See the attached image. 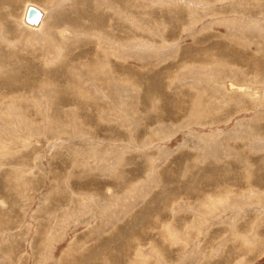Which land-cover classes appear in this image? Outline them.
I'll list each match as a JSON object with an SVG mask.
<instances>
[{"label": "rangeland", "instance_id": "374dc122", "mask_svg": "<svg viewBox=\"0 0 264 264\" xmlns=\"http://www.w3.org/2000/svg\"><path fill=\"white\" fill-rule=\"evenodd\" d=\"M0 264H264V0H0Z\"/></svg>", "mask_w": 264, "mask_h": 264}, {"label": "bare ground", "instance_id": "6f19581e", "mask_svg": "<svg viewBox=\"0 0 264 264\" xmlns=\"http://www.w3.org/2000/svg\"><path fill=\"white\" fill-rule=\"evenodd\" d=\"M30 7H34V8H36L39 12H40V14H41V19L38 21V22H35V23H32V22H29L28 20H27V13H28V10H29V8ZM25 13H24V16H23V19H24V22L26 23V24H28V25H31V26H33L36 30H40L41 28H42V26H43V23H44V18H45V16H46V11L44 10V9H42L40 6H38V5H34V4H28V5H26V7H25V11H24ZM24 23V24H25ZM33 29V28H32ZM66 32V31H65ZM68 33V32H67ZM66 33V34H67ZM68 35V34H67ZM24 82V81H23ZM243 86V85H242ZM253 86V85H252ZM252 86H248V87H245V86H243L242 87V90H244L245 92L246 91H252V92H255V93H258V94H260L261 93V91H262V89L261 88H259V87H252ZM230 87H235L234 86V84L233 83H230ZM228 88V87H227ZM244 88V89H243ZM234 89V88H233ZM27 120V119H26Z\"/></svg>", "mask_w": 264, "mask_h": 264}, {"label": "water", "instance_id": "95a60500", "mask_svg": "<svg viewBox=\"0 0 264 264\" xmlns=\"http://www.w3.org/2000/svg\"><path fill=\"white\" fill-rule=\"evenodd\" d=\"M40 19H41L40 12L36 8L30 7L27 13V20L29 22L35 23L38 22Z\"/></svg>", "mask_w": 264, "mask_h": 264}]
</instances>
